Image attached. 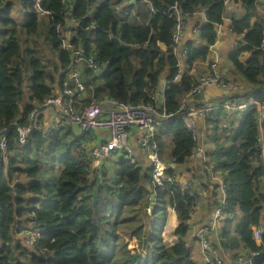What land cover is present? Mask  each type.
Instances as JSON below:
<instances>
[{"label": "trees", "instance_id": "1", "mask_svg": "<svg viewBox=\"0 0 264 264\" xmlns=\"http://www.w3.org/2000/svg\"><path fill=\"white\" fill-rule=\"evenodd\" d=\"M32 1L0 0V130L10 152L7 172L4 165L0 172V264H198L185 240L195 198L178 185L153 184L151 174L142 173L124 155L113 170H107L109 173L98 169L93 174L86 147L95 137L92 130L77 136L69 127L49 132L41 128L19 145L15 128L28 124L29 114L61 92L64 83L71 86V49H82L100 74L80 63L85 90L74 94L78 110L108 100L131 106L151 104L160 92L161 78L166 76L169 82L162 91L158 112L170 118L160 119L155 140L162 161L185 163L198 144L197 135L177 116L196 77L186 70L179 72L171 40L175 19L170 7L177 4L188 18L205 12L206 20L198 24L197 34L206 46L191 44L186 51V63L192 66L204 61L214 45L225 0H139L133 4L129 0H42L43 16L31 12ZM241 3L246 16L233 19L230 29L242 35V40L229 61L234 74L243 79L244 90L249 88L242 97L251 93L264 104V52L260 47L264 16L258 14L257 0ZM18 6L27 11L22 26L10 17ZM130 9L133 12L124 15ZM43 18L46 30L40 25ZM38 31L41 43L35 36ZM66 32L72 33L71 49L62 44ZM177 75L179 80L173 82ZM259 117L255 108L236 117L216 109L207 120L205 134L212 147L205 154L207 165L211 163L220 171L225 182L224 218L216 249L220 255L231 253L234 261L237 246L243 253L259 251L252 264H264V232L263 244L258 246L250 231L264 215V184L258 165ZM165 138L169 139L167 159L162 158ZM172 171L168 168L165 174ZM17 178L19 181L13 183ZM152 194L154 205L149 213ZM212 195L208 206L216 207L217 193ZM168 207L175 211L179 225L177 241L167 247L162 231ZM30 214L42 229V238L35 245L24 246L15 239V222ZM176 217L170 213L168 227L172 230ZM229 226L232 238H228ZM128 237L137 241L133 251L126 246Z\"/></svg>", "mask_w": 264, "mask_h": 264}, {"label": "built area", "instance_id": "2", "mask_svg": "<svg viewBox=\"0 0 264 264\" xmlns=\"http://www.w3.org/2000/svg\"><path fill=\"white\" fill-rule=\"evenodd\" d=\"M42 0H33L31 12L37 13L40 16L45 15V11L41 7ZM136 2L139 0H129V2ZM148 3V0H143ZM232 0H225L227 5ZM241 1V0H239ZM261 0H257V11L259 15L264 16V5ZM65 3V0H62ZM259 3V4H258ZM117 9H119L117 7ZM171 15L175 19L173 26V32L171 40L174 46V51H177V47L180 44L183 36L185 35V20L188 19L187 13H182L177 4L170 7ZM130 9L124 12V15L132 13ZM202 22L206 20L205 12L198 13ZM197 15V14H196ZM198 26V25H197ZM194 27L193 35L198 36V27ZM219 26V25H218ZM72 33L66 32L64 34V41L62 42L63 47L71 49L70 44ZM242 36V35H241ZM191 46V44H189ZM264 52V30L263 38L260 46ZM186 48L183 52L186 59ZM72 50V67L69 70L68 78L71 86L64 83L63 90L58 92L55 96L47 99L41 109H34L28 118V124H20L15 128L16 131V142L19 145H23L29 134L32 131H38L41 129L40 121L38 117L44 109H53L58 116V123L56 128H61L64 124H70L79 129V135H82L88 131H106L108 136L106 141L101 142L94 147L89 149V160L91 161V167L93 174H96L99 166L103 160L107 159L113 152H122L133 163V154L129 147L128 138L129 130L132 128L141 131L142 135L138 139L139 147L144 150L147 154L148 160L153 165L152 170V183L155 185L163 186L164 183H174L180 187L181 191H185L189 196L195 198V205L191 212V216L195 214V207L201 203V196L199 192L193 189L189 182L185 184H177L176 174L174 168L177 166L175 163L165 164L159 157V149L156 143V136L160 119L170 118L164 113L159 114L158 109L160 105V94H155L152 97L151 104L131 106L123 102L108 100L106 103L110 106L109 109L102 108L97 103H91L88 106L78 110L75 107L74 94L75 92H83L85 85L80 79V73L76 67L80 63H84L86 67L92 72L96 73L99 71L97 64L90 57H86L82 49H71ZM186 71L191 67L186 63ZM179 67V63H178ZM180 72V71H179ZM191 74V73H189ZM180 76H175L173 82L178 81ZM169 81L160 87L161 91H164ZM208 87H216L221 90L227 91L228 95L224 100L217 102L216 105H200V104H186L188 100L195 99L204 89ZM243 84L235 77H227L225 73L216 71V63L210 65L209 70L203 74L196 76L195 83L190 92L183 98L180 105V113L177 118L182 122L183 126L188 130L197 135L198 144L193 150L191 156L197 153L201 157V161L205 159V151L202 146H199L200 141V129L195 125V121L192 118L193 114L198 115L204 123V128L208 127L207 120L211 117L212 113L216 109H221L228 117H236L250 108L258 110L260 115V127L258 143V165L261 169L262 181L264 184V131L262 129V122H264V104L260 103L259 100L252 96L246 99H240L236 97L238 94L243 93ZM264 93V92H263ZM235 97V98H234ZM68 128L67 126H63ZM10 152L8 151V144L3 130H0V172L2 165H4L5 172H7V165L9 163ZM212 165V164H211ZM98 168V169H97ZM172 169V173L166 175V169ZM204 175H206L210 184L218 190L222 199L219 206H216L213 210V217L207 225L200 226L194 229V238L199 240L201 244V252L203 259L207 264H222V257L216 246L212 245L207 239V231L215 230L223 219L222 205L224 204L225 198V182L222 174L212 166L204 164ZM19 180L14 179L13 183H17ZM251 238L255 241L256 245L260 246L263 244L262 233L264 232V215L261 222L258 224H252L250 226ZM212 232V231H211ZM15 238L20 240L25 246L35 245L42 238V229L37 224L33 215L30 214L28 217L16 219L15 222ZM259 251H245L241 250L236 253V260L234 264H252V261L259 256Z\"/></svg>", "mask_w": 264, "mask_h": 264}, {"label": "crops", "instance_id": "3", "mask_svg": "<svg viewBox=\"0 0 264 264\" xmlns=\"http://www.w3.org/2000/svg\"><path fill=\"white\" fill-rule=\"evenodd\" d=\"M17 11L19 13H22V10L19 8H17ZM245 16H246V10L244 6H242L241 1L232 0L226 5L222 23L216 27V41L214 45L209 48L207 58L204 61L194 62L192 66H190L191 69L189 70V73L193 74L195 77L199 76L203 74L204 72H206L207 70H209L210 65L212 63H216L217 72L225 73V76L227 77H231V78L235 77L243 84L242 82L243 79L235 75L233 72V67L229 61V55L232 52V50L235 47H237L238 42L242 40L241 35H238L231 31L230 24L233 19H241V18H244ZM200 22H202V18L199 14L192 16L185 20V35L180 41V44L178 45L177 51H176L180 73H183L186 70V66H185L186 59H185V55L183 51L189 47V44H192L198 48H203L206 46L205 43L197 35L195 36L193 35L194 27H196ZM162 49L164 50V47H162ZM76 69L80 73L83 70V65L78 64ZM59 78H60V74L56 76V83L54 84L55 91L57 90V84L59 82ZM163 81L166 83L167 81L166 76H163L161 78L160 82H163ZM246 90L247 89L244 90V93ZM159 91H160L159 98H160V101H162V91L160 89ZM227 95H228L227 91L221 90L216 87H208L204 89L194 100L193 99L188 100L186 104H200V105H206V106L216 105L217 102L224 100L227 97ZM237 96L240 99H246L242 97L241 93L238 94ZM100 105L104 109L110 108V106L106 103V101L101 103ZM38 120L40 121L39 123H40L41 128L45 132L58 129L56 128V124L58 123V116L54 112L53 109H44L40 113ZM63 126L69 127L77 136H80L78 134L79 133L78 127H75L70 124H64ZM204 126H205L204 123L201 122V127L199 131L200 132L199 146H202L204 148V151L206 154L208 153L207 150L212 149V147L210 145V142L206 140L207 136L205 134L207 133V129L206 127L204 128ZM158 130H159V127H158ZM94 134H95V137L91 141H88V143L86 144V147L88 149L94 147L95 145L101 142L106 141L107 136H108L106 131H94ZM141 135L142 133L140 130L135 129V128L130 129L128 143H129V147L133 154L134 163L138 167L141 168L142 173L149 172L151 174V179H152L153 165L148 160L147 154L144 152L142 148L139 147V144H138V139L140 138ZM164 140L165 142H164V146L162 149V154H163L162 158L167 159L168 150H169V139L165 138ZM118 153L119 155L115 157L114 160H117L121 155H124L127 158V156L123 154L122 152H118ZM162 162L165 163L164 160ZM207 163H208V158L206 156H205V159L201 161V157L197 153H195L194 156H190L184 164L177 165L174 168V172L177 178V181H176L177 184L183 185L189 182L191 187L195 189L197 192H199V195L201 196V203L197 207H195V214L191 216L190 221H189L190 230L185 239L187 244H191L195 240L194 235H193L194 229H197L203 225H207L209 221L211 220V218L213 217V210L215 207L213 205L208 206V204L213 199V195H212L213 191L216 192L217 190L214 189L213 186L210 184L209 178L206 175H204L205 173L204 164L207 165ZM110 165H112L111 162H110ZM208 165L212 166L211 163H209ZM187 175H190L192 179L187 178ZM168 209L170 210L167 211L168 213L167 214V227L170 221V213L173 212L176 217L175 211L171 208H168ZM176 221L178 223L177 217H176ZM221 226H222V223L215 230L207 231V236L211 237V240L209 241L214 246H216L215 243L218 241V231L221 228ZM176 229H177L176 222L174 223L173 230L170 227H168L167 234H165V237L168 243L170 242L174 244L177 241V237L175 235ZM228 253L229 252H225V251L222 252L221 254V257L223 256L222 264H234L235 261L232 258V254H230L229 257L226 256Z\"/></svg>", "mask_w": 264, "mask_h": 264}, {"label": "rangeland", "instance_id": "4", "mask_svg": "<svg viewBox=\"0 0 264 264\" xmlns=\"http://www.w3.org/2000/svg\"><path fill=\"white\" fill-rule=\"evenodd\" d=\"M262 5H264V0H261V2H260ZM259 4V3H258ZM20 6H18L17 8H19ZM17 8L16 7H14L13 8V10L11 11V13H10V17L15 21V22H17V24L19 25V26H22L23 25V23H24V16H25V14L27 13V11L26 10H23V12L22 13H19L18 11H17ZM20 9V8H19ZM45 18H43V19H41V21H40V25H41V27L43 28V30H46L47 29V27L45 26ZM35 36L38 38V41H39V43H41L42 42V36H41V34H40V32L38 31L36 34H35ZM197 44V43H196ZM246 89H249L248 88V86L246 87ZM249 94V93H248ZM253 94H251L250 93V96H252ZM235 129H238V124H236L235 125ZM206 140L208 141V142H210V145H211V141L209 140V135L207 136V138H206ZM206 148H208V147H206ZM119 155V153H118V151H116V152H113L112 153V155H110L107 159H105V160H103L102 161V163L99 165V166H96V167H99V169H106L105 171L107 172V173H109L108 171H111V170H113V168H114V165H115V163H116V161L117 160H114L115 159V157H117ZM110 162L112 163V165H110ZM184 164V163H183ZM186 165V164H185ZM98 169V168H97ZM108 170V171H107ZM223 177V176H222ZM187 178H191L192 179V177L190 176V175H187ZM216 193H217V195H216V203H215V205L217 204L218 206H219V203H220V201H221V199H222V195H221V193L217 190L216 191ZM144 204V203H143ZM142 204V205H143ZM169 208V207H168ZM167 208V209H168ZM170 209H168L167 211H169ZM147 211L150 213V210L149 209H147ZM224 218V217H223ZM227 229V232H228V238H232L233 237V233H232V230H233V228H232V226H229L228 228H226ZM167 231H168V227H167V224H166V227L163 229V231H162V241L164 242V244L168 247V246H172L173 245V243H168L167 242V239H166V237H165V234H167ZM219 234V233H218ZM207 238H208V241L209 240H211V237L210 236H207ZM16 240H18L17 238H15ZM19 243H21L22 245H24L20 240L18 241ZM210 242V241H209ZM125 243H126V246L128 247V249H130L131 251H133V250H135L136 248H137V241H136V239L134 238V237H128V238H126L125 239ZM189 247H190V249H191V254H192V258L198 263V264H204L205 263V261H203L204 259H203V254H202V252H201V244H200V242H199V240H194L191 244H187ZM238 245V244H237ZM25 246V245H24ZM239 248H238V246L237 247H235L234 248V250H233V252H237V251H239L238 250ZM231 254V253H230ZM226 256H228L229 257V255H226ZM228 257H226V258H228ZM225 261V260H224ZM206 264V263H205Z\"/></svg>", "mask_w": 264, "mask_h": 264}, {"label": "water", "instance_id": "5", "mask_svg": "<svg viewBox=\"0 0 264 264\" xmlns=\"http://www.w3.org/2000/svg\"><path fill=\"white\" fill-rule=\"evenodd\" d=\"M134 2L132 1L130 4H133ZM97 74H100V71L97 72ZM164 81L163 82H160V87L163 85ZM192 118L193 120L195 121V125L198 129H200L201 127V122H202V119L196 115V114H193L192 115ZM152 205H154V194L150 195V206H149V210L151 211L152 210ZM179 223H177V227H178Z\"/></svg>", "mask_w": 264, "mask_h": 264}, {"label": "clouds", "instance_id": "6", "mask_svg": "<svg viewBox=\"0 0 264 264\" xmlns=\"http://www.w3.org/2000/svg\"><path fill=\"white\" fill-rule=\"evenodd\" d=\"M170 208V207H169ZM172 209V208H171ZM166 224H167V221H166ZM165 227H166V225H165Z\"/></svg>", "mask_w": 264, "mask_h": 264}]
</instances>
